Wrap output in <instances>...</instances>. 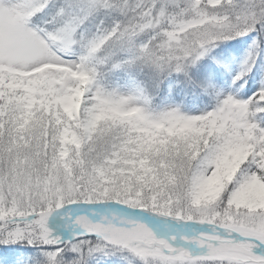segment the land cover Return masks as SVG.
Returning a JSON list of instances; mask_svg holds the SVG:
<instances>
[{
	"label": "snow or ice",
	"instance_id": "6c2138e0",
	"mask_svg": "<svg viewBox=\"0 0 264 264\" xmlns=\"http://www.w3.org/2000/svg\"><path fill=\"white\" fill-rule=\"evenodd\" d=\"M0 264H264V0H0Z\"/></svg>",
	"mask_w": 264,
	"mask_h": 264
}]
</instances>
